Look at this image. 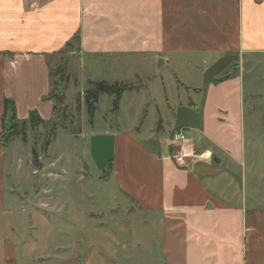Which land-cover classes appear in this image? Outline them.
<instances>
[{"label":"crops","instance_id":"1","mask_svg":"<svg viewBox=\"0 0 264 264\" xmlns=\"http://www.w3.org/2000/svg\"><path fill=\"white\" fill-rule=\"evenodd\" d=\"M77 35L80 53L96 64L148 57L164 67L174 57L201 73L189 88V107L167 98L169 115L160 114L157 127L118 125L104 135L120 194L112 209L149 219L143 224L158 229L151 239L160 241L163 264H264V138L252 128L254 138L248 134L258 119L255 103H264V0H0V223L7 230L0 264L64 263L55 252L31 261L37 245L28 230L35 228L22 233L24 221L21 229L10 222L14 210L34 213V207H20L19 175L31 162L16 157L15 141L12 150L4 145L3 115L8 98L22 122L32 112L54 120L50 63ZM179 130L190 138L187 168L171 157ZM62 213L49 212L51 221ZM108 235V260L93 242L98 258L85 264L120 263L117 247L126 253L129 240ZM51 255L58 260L44 262Z\"/></svg>","mask_w":264,"mask_h":264},{"label":"rangeland","instance_id":"2","mask_svg":"<svg viewBox=\"0 0 264 264\" xmlns=\"http://www.w3.org/2000/svg\"><path fill=\"white\" fill-rule=\"evenodd\" d=\"M80 41L81 38L72 39L64 52L53 57L50 63V94L56 98L54 105L59 107L63 102L62 106H67L71 126L62 127L55 117L49 123L36 127L19 125L20 134L6 142V146L11 143L8 147L12 150L15 141L14 144L19 145L16 157L19 156L21 162H31L27 164L31 168L30 177L26 164L20 171L18 192H24L23 196L20 195V207H26L29 202L34 207L30 209L34 213H29L28 208L24 214L14 210L10 222L21 229L20 223L24 221L26 227L22 233L35 228L28 230L37 245L36 251L33 249L30 255L31 261L33 254L44 258L49 252V255L55 252L61 258L60 262L64 260L63 264H85L94 256L98 258L94 254L96 250L91 247L93 242L95 248L99 244L102 256L108 260L109 248L104 240H108V234L112 232L118 233L123 243L129 240L126 253L122 247H117L118 254H122L119 264H163L160 241L151 239L158 235V229L154 225L147 227L143 224L149 219L135 212L126 213L125 208L112 209H115L113 202L119 201L120 194L110 175L112 142L104 135L118 125L128 129L142 124L145 131L157 127L160 114L164 118L169 115L167 98L171 105L181 99L182 105L189 107L192 94L189 88L194 86L201 73L174 57L170 66L164 67L159 64L153 66L148 57H128L121 62L101 60L96 64L89 55L80 53ZM103 81L111 85L118 82L127 84L132 86V90L124 94L117 113L113 112L116 96L102 95L91 122L86 105H80L79 110L77 99L79 96L83 99L88 91L94 89L95 83ZM260 86L264 90V83ZM255 104L258 119L250 126L248 134L251 139L254 135L263 139L264 119L260 116L264 114V103L261 100ZM54 124L59 125L56 131L52 129ZM6 134H9L8 123L3 135ZM34 169L37 173L32 175ZM59 210H63L58 215L59 220L51 221L49 212ZM35 213L38 214L36 217ZM52 217L56 218V214L53 213ZM45 218L50 219L51 225H44ZM5 228L6 225L0 223V242L1 236L7 234ZM78 238L80 244L77 247ZM60 247L63 249L58 250ZM53 256H48L44 262L57 261ZM124 256L132 258V261L125 263Z\"/></svg>","mask_w":264,"mask_h":264},{"label":"trees","instance_id":"3","mask_svg":"<svg viewBox=\"0 0 264 264\" xmlns=\"http://www.w3.org/2000/svg\"><path fill=\"white\" fill-rule=\"evenodd\" d=\"M80 37L77 35L74 39ZM69 45V44H68ZM68 47V46H67ZM94 89L88 91L84 98L82 99L80 96L78 97L77 101L79 104V110L80 105L85 104L86 108L89 113L90 121H93L99 100L102 95L108 94V95H114L116 96L115 101V108L113 109V112L116 113L119 110L120 102L122 100L123 94L128 91L132 90V86L127 84H108L107 82H98L94 84ZM49 99L52 101L56 99L52 94L49 95ZM61 106L54 105V116L57 119V123H59L62 127L68 128L71 126V120L69 118V112L67 106H62L63 102L60 103ZM4 115H3V124H4V130L6 129V124L9 125V134L3 135V140L5 142H8L10 139L14 138L15 136H18L20 133L18 132L19 125L27 126L31 125L36 127V125H42L43 123H46L42 118L39 116L38 113L32 112L30 115V119L27 121H20L17 118V110H16V104L12 99L6 98L4 101ZM49 123V122H48ZM59 125L54 124V127L52 128L54 131H56Z\"/></svg>","mask_w":264,"mask_h":264},{"label":"built area","instance_id":"4","mask_svg":"<svg viewBox=\"0 0 264 264\" xmlns=\"http://www.w3.org/2000/svg\"><path fill=\"white\" fill-rule=\"evenodd\" d=\"M173 145L177 146V152L171 157L182 168L189 166L191 144L186 130H179L171 137Z\"/></svg>","mask_w":264,"mask_h":264}]
</instances>
